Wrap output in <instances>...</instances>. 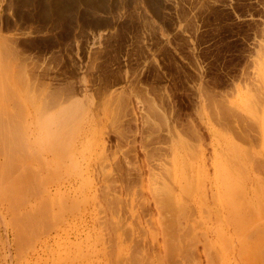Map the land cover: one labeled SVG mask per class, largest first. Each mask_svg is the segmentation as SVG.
<instances>
[{
    "label": "rangeland",
    "instance_id": "rangeland-1",
    "mask_svg": "<svg viewBox=\"0 0 264 264\" xmlns=\"http://www.w3.org/2000/svg\"><path fill=\"white\" fill-rule=\"evenodd\" d=\"M0 70V264H264V0H0Z\"/></svg>",
    "mask_w": 264,
    "mask_h": 264
},
{
    "label": "bare ground",
    "instance_id": "bare-ground-1",
    "mask_svg": "<svg viewBox=\"0 0 264 264\" xmlns=\"http://www.w3.org/2000/svg\"><path fill=\"white\" fill-rule=\"evenodd\" d=\"M3 68H4V67H3ZM0 71H1V70H0ZM4 75H5V74H4ZM4 77H5V76H4ZM5 78H6V77H5ZM0 79H1V77H0ZM3 80H5V79H3ZM22 80H23V79H22ZM22 80L19 81V82H22ZM25 80H26V79H25ZM25 80H23V82H22L23 85L20 84V85H21L20 88H21V87H22V88H25V91H24V90H23V91L25 92L26 97L29 98V95H28V94H29V92H30V89H29L30 87H28V86H29L30 84H29L28 82H25ZM19 82H17V83H19ZM6 85H7V83H6ZM15 86H17V85H15ZM23 86H24V87H23ZM8 87H10L9 84H8ZM12 87H13V86H12ZM16 88H17V87H16ZM20 90H21V89H20ZM19 92H20V91H19ZM19 92H18V93H19ZM12 94H13V91H12ZM23 94H24V93H23ZM14 95H15V94H14ZM12 96H13V95H12ZM23 97L26 98L24 95H23ZM11 98H12V97H11ZM13 99H14V98H13ZM28 100H30V99H28ZM28 100L26 99V100H24V101H26L27 104H28V103L31 104ZM63 100H64V99H63ZM63 100L60 101L59 99H57L56 101H57V102L59 101V103L62 104V103H63ZM56 101H55V102H56ZM11 102H12V101H11ZM13 102H14V101H13ZM13 104H14V103H13ZM20 104H21V103H20ZM27 104H26V105H27ZM29 104H28V105H29ZM60 104H59V105H60ZM16 105H17V104H15V106H16ZM28 105H27V106H28ZM21 106L24 107L23 105H21ZM21 106H20V107H21ZM55 106H56V105H55ZM11 107H12V106H11ZM18 107H19V106H18ZM31 107H32V106H31ZM22 109H23V108H22ZM22 109H21V110H22ZM64 109H65V108L61 109V111H60L61 113H60V112L58 113L59 115L57 114V117H60V116L63 117V118H59L60 121H58L57 117H54V118H53V120L57 119L56 121H58V123L60 124L61 127H64V126L66 125V119H67V118H65V116H64V114H65V110H64ZM18 110H19V108H18ZM24 110H25V109H24ZM24 110H23V111H24ZM13 111H14V110H13ZM25 111H26V110H25ZM8 112H9V111H8ZM18 112H19V111H18ZM18 112L15 111L14 113L17 114ZM20 112H21V111H20ZM69 113H70V112H69ZM10 114H11V113H10ZM16 114H15V115H16ZM23 114H24V113H23ZM23 114H22V115H23ZM6 115H7V114H6ZM13 115H14V114H13ZM17 115H18V114H17ZM22 115H21V116H22ZM25 115H26V114H25ZM19 116H20V115H19ZM12 117H13V116H12ZM12 117H11V119H12ZM27 117H28V116H27ZM21 118H22V117H21ZM11 119H10V120H11ZM14 119H15V118H14ZM25 119H27V118H25ZM10 120H9V121H10ZM6 121H7V120H6ZM11 122H12V121H11ZM11 122H9V123H11ZM13 122H17V121H13ZM13 122H12V124H14ZM9 123L6 122V124H8V129H7V127H5L8 131H9ZM12 124H11V125H12ZM22 124H23V123H22ZM59 124H58V125H59ZM12 126H14V125H12ZM2 127H3V126H2ZM14 127L16 128V126H14ZM23 127H24V126H23ZM49 127H50V126H49ZM15 128H14V130H16ZM18 129H19V128H18ZM21 130H22V129H21ZM0 131H1V130H0ZM11 131H12V130H11ZM12 132H13V131H12ZM57 135H58L57 132L54 133V135H53V133H52V135L50 136V139H51V140H55L56 137H57ZM18 136H19V135H18ZM18 136H17V137H18ZM2 140H3V139H2ZM11 141H12V140H11ZM14 141H15V140H14ZM7 142H8V141H7ZM3 143H4V141H3ZM0 144H1V143H0ZM25 158H26V157H25ZM221 165H222V164H221ZM229 165H230V164H229ZM219 169H220V168H219ZM24 171H25V174H24L25 178H24V180H25V182L27 183V182L29 181V176H30V175H29V173L26 171V167H24ZM9 172H10V171H9ZM27 173H28V174H27ZM219 173H220V175H221V177H222L221 180H222L223 185H226L225 193H226L227 195H228V194H229V195H232V194H233L232 191L234 190V188H233L234 182H233V178H232V175H231V171H230L226 166H222V170H220ZM220 175H219V176H220ZM233 177H234V176H233ZM235 178H236V177H235ZM237 181H238V180H237ZM163 188H164V187H163ZM232 189H233V190H232ZM159 190H160V189H159ZM161 190H162V189H161ZM161 190H160V192H161ZM169 190H170V189H169ZM223 190H224V189H223ZM231 190H232V191H231ZM156 191H157V190H156ZM163 191H164V190H163ZM233 192H234V191H233ZM170 193H171V192H170ZM163 194H166V192H164ZM163 194H162V195H163ZM232 196H233V195H232ZM167 197H168V196H167ZM234 197H235V196H234ZM234 197H233V199H234ZM233 199H232V200H233ZM168 201H169V200H168ZM165 203H166V202H165ZM251 204H252V203H251ZM170 205H171V204H170ZM159 207H160V206H159ZM161 207H162V206H161ZM161 207H160V208H161ZM245 208H246V207H245ZM247 208L250 209V208H251L250 205H248ZM252 208H253V207H252ZM167 209H168V208H167ZM164 211H165V210H164ZM248 212H249V210H248ZM250 213H251V212H250ZM168 233H170V232H168ZM172 234H173V233H172ZM173 236H174V235H173ZM171 237H172V236H171Z\"/></svg>",
    "mask_w": 264,
    "mask_h": 264
}]
</instances>
